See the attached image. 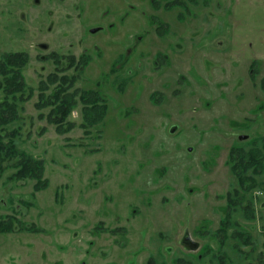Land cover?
I'll list each match as a JSON object with an SVG mask.
<instances>
[{
	"label": "rangeland",
	"instance_id": "obj_1",
	"mask_svg": "<svg viewBox=\"0 0 264 264\" xmlns=\"http://www.w3.org/2000/svg\"><path fill=\"white\" fill-rule=\"evenodd\" d=\"M5 51L28 53L33 89L6 129L43 157L47 185L0 177V218L34 229L0 233V264H216L221 248L264 264V174L245 194L254 216L233 211L216 236L236 186L229 148L264 138V0H0ZM54 52L89 57L75 85L98 89L107 114L87 132L79 107L66 133L38 117Z\"/></svg>",
	"mask_w": 264,
	"mask_h": 264
},
{
	"label": "trees",
	"instance_id": "obj_2",
	"mask_svg": "<svg viewBox=\"0 0 264 264\" xmlns=\"http://www.w3.org/2000/svg\"><path fill=\"white\" fill-rule=\"evenodd\" d=\"M49 57L54 63V70L38 82L39 92L37 101L34 103L38 110L49 109L45 114L40 112L38 117L45 118L47 122L53 124L58 133H66L75 125V122L68 117L73 110L79 107L81 115L79 126L87 132L107 114L106 99L98 89H84L75 85L83 68L89 62V57L84 54L75 57L74 55L56 53ZM27 61L28 56L24 51H5L0 55V177L6 170H11L8 181H34L32 188L35 192L47 185V178L44 177V159L19 147L16 141L20 133L19 127L10 131L6 129L8 124L22 117L23 105L21 103L29 100L32 96L33 89L27 85L22 71ZM70 68L73 69V73L66 72ZM260 87L264 90V76L261 79ZM26 89H28L27 93ZM154 94L156 93L151 94L152 99ZM226 162L236 178V186L224 194L225 209L228 212L221 219L216 234L221 246H223L226 226L231 222L230 217L233 211L240 210L245 217L254 216V206L248 202L245 194L262 186V182L256 177L264 174V138L254 136L245 142L231 145ZM19 201L24 205L31 204L26 199ZM25 229L34 230L24 225L15 215H6L0 218V233ZM233 236L248 240L246 232L240 233L235 230ZM221 249L215 256L216 264H235ZM259 261H261V257ZM171 264L192 263L179 257L175 258Z\"/></svg>",
	"mask_w": 264,
	"mask_h": 264
},
{
	"label": "flooded vegetation",
	"instance_id": "obj_3",
	"mask_svg": "<svg viewBox=\"0 0 264 264\" xmlns=\"http://www.w3.org/2000/svg\"><path fill=\"white\" fill-rule=\"evenodd\" d=\"M36 1V0H35ZM152 2L154 3L155 2V0H152ZM21 17H23V13H21L20 15H19V19H21ZM109 30H111V29H109ZM93 34V33H92ZM41 46H43L42 44H41ZM24 52H26V51H24ZM3 52H0V55L2 54ZM27 53V52H26ZM55 53V52H54ZM54 53H51V54H54ZM51 54H49V55H46V56H44V58L45 59H51L49 56L51 55ZM56 54H58V53H56ZM59 55H65V54H59ZM27 56H28V59H29V55H28V53H27ZM80 56V55H79ZM79 56H77V57H79ZM52 60V59H51ZM88 64V63H87ZM86 64V65H87ZM252 67H254V65H250V68H252ZM186 234V233H185ZM184 234V235H185ZM190 236V235H189ZM184 237V236H183ZM182 237V238H183ZM190 239H191V237H190ZM191 241H193L194 243H195V247H197V243H196V241H194L193 239H191ZM183 243V242H182ZM184 244V243H183ZM184 245H186V244H184ZM192 245H194L193 243H192ZM186 246H188V245H186ZM188 247H190L191 249H192V247L193 246H188ZM196 249V248H195ZM195 249H192V250H195Z\"/></svg>",
	"mask_w": 264,
	"mask_h": 264
},
{
	"label": "water",
	"instance_id": "obj_4",
	"mask_svg": "<svg viewBox=\"0 0 264 264\" xmlns=\"http://www.w3.org/2000/svg\"><path fill=\"white\" fill-rule=\"evenodd\" d=\"M182 242H183L184 244L188 245V246H193L192 249H195V248H196V247H195V243H194L193 241H191L190 236H189L188 233H186V234L184 235V237L182 238ZM192 243H193L194 245H192Z\"/></svg>",
	"mask_w": 264,
	"mask_h": 264
}]
</instances>
